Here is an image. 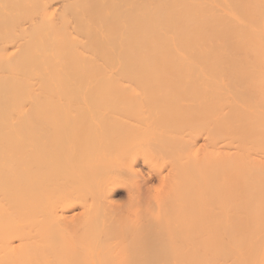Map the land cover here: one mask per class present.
<instances>
[{"label":"bare ground","instance_id":"1","mask_svg":"<svg viewBox=\"0 0 264 264\" xmlns=\"http://www.w3.org/2000/svg\"><path fill=\"white\" fill-rule=\"evenodd\" d=\"M0 264H264V0H0Z\"/></svg>","mask_w":264,"mask_h":264},{"label":"rangeland","instance_id":"2","mask_svg":"<svg viewBox=\"0 0 264 264\" xmlns=\"http://www.w3.org/2000/svg\"><path fill=\"white\" fill-rule=\"evenodd\" d=\"M140 165H141V164H140ZM140 165H139V166H140ZM142 167L145 168V166L141 165V168H142ZM142 169H143V168H142ZM143 170H144V169H143ZM145 170H146V168H145ZM145 170L143 171V173L146 174ZM145 174H144V175H145ZM154 177H155L154 175H151V178H150V180H149L150 183H148V185L153 186V185H155V184L157 183V182L155 183V180H156V179H155ZM151 179H152V180H151ZM151 183H152V184H151ZM154 183H155V184H154ZM143 189H144V188H143ZM143 189L141 190V194H140V195H142V193H143V192H142ZM147 189H148V188H147ZM125 192L127 193L126 189H122L121 187H120V188H117V189H116L115 196H114V198H116L115 202H119L120 204H121V203L123 204V203L125 202V200L127 199V195H128V193L126 194ZM145 192L147 193L148 190L145 191ZM146 193H143L142 197H145L144 195H145ZM148 194H149V193H148ZM140 195H139V196H140ZM146 196H147V195H146ZM128 198H129L128 200H130V201L126 200V202L129 203V202H131V198H132V197H129V196H128ZM145 198H146V197H145ZM133 199H134V198H133ZM135 199H136V198H135ZM135 199H134V200H135ZM132 202H133V201H132ZM133 203H134V202H133ZM133 203H132V204H133ZM120 204H119V205H120ZM130 204H131V203H130ZM126 205H128V204L126 203ZM126 205H125V206L122 205V206H123V207H126ZM122 206H120V207H122Z\"/></svg>","mask_w":264,"mask_h":264}]
</instances>
